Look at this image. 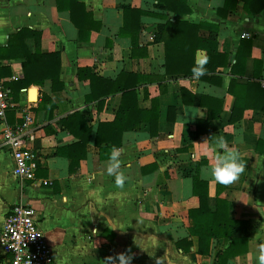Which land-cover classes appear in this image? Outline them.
Returning a JSON list of instances; mask_svg holds the SVG:
<instances>
[{"label": "crops", "instance_id": "crops-1", "mask_svg": "<svg viewBox=\"0 0 264 264\" xmlns=\"http://www.w3.org/2000/svg\"><path fill=\"white\" fill-rule=\"evenodd\" d=\"M58 1L0 0V77L15 104L7 123H22L23 106L32 105L35 140L29 146L38 163L35 180L14 174L15 161L3 144L5 124L0 121V235L11 208L26 204L36 211L57 264H122V254L130 264H214L217 252L225 251L229 242L217 239L211 243V254L199 252V237L190 233V212L200 207L198 192H205L195 181L198 178L207 184L212 213L226 205L231 218L247 224L239 234L248 235V252L226 264H258L264 248V10L248 14L241 0H188L191 14L170 12L173 20L218 27V50L233 64L238 53L244 55L238 74L221 67L209 74V80L202 75L166 74L165 45L155 42L159 25L167 22L162 16L141 17L136 48L131 36L124 35L127 9L168 14L157 7L158 0H75L85 11L71 0L62 3L67 9L59 10ZM132 23L137 31L136 19ZM22 29L40 37L26 34L14 39ZM210 35L209 28L200 30V37ZM11 39L20 49L17 54L10 50ZM37 50L60 55L62 89L54 91L51 79L42 86H21L25 54ZM206 61L207 52L198 50L196 64ZM125 74L149 77L137 88L138 104L150 110L158 99L160 120L156 134L142 123L115 148L120 152L119 173L125 177L121 187L115 174L107 171L111 150L101 158L95 137L100 123L115 120L122 94L109 95L104 102L87 101V96L99 84L91 76L113 81L122 77L119 82L125 83ZM246 82L257 87L246 91ZM182 89L189 93L184 99ZM45 95L56 105L53 112L41 107ZM194 100L203 101V106ZM75 112L93 132L88 157L77 172H71V160L60 149L79 141L62 122ZM218 112L209 131L203 124L197 126L198 120ZM234 113L243 115L238 122L231 121ZM198 129L204 131L201 136ZM221 141L237 150L245 165L229 185L202 175V169L222 153ZM3 260L0 245V264Z\"/></svg>", "mask_w": 264, "mask_h": 264}, {"label": "trees", "instance_id": "trees-1", "mask_svg": "<svg viewBox=\"0 0 264 264\" xmlns=\"http://www.w3.org/2000/svg\"><path fill=\"white\" fill-rule=\"evenodd\" d=\"M65 0L58 1L59 10H63ZM75 6H79L85 11V6L78 3L75 0H71ZM157 7L162 10L168 11V14L161 15L153 12H147L143 10H137L130 8L125 10V36H131L133 47L138 45L136 36L140 32L141 23L140 19L143 15L151 14L162 16L167 22L159 25V31L156 35L155 42L164 43L165 45V67L167 75L185 74L186 76L194 75L193 69L203 71L204 79L212 80L209 74L215 73L221 67H231L233 74H238V68L242 65L244 55L242 52L238 53L235 57L236 63L233 64L231 57L227 54L221 53L218 50V27L211 24L195 25L187 21L173 20L170 16V12L174 15H189L192 10L188 5V0H158ZM231 2L230 0H227ZM235 2L237 0H234ZM244 3V9L248 14H259L264 10V0H241ZM67 9L68 7H64ZM75 13L72 11V19H74ZM136 19L137 31L132 30L134 25L133 21ZM209 28L211 35L209 38H202L199 36L202 28ZM130 30V31H128ZM26 34L40 37V33L29 29H22L18 32V35L14 39L19 37L24 38ZM14 39H11L10 50H20L13 47ZM250 45V43H244ZM205 50L207 52V61L203 66H199L195 62L196 52L198 50ZM18 56V55H14ZM27 61L25 62V80L21 83V86L28 87L31 84H37L42 86L46 79L53 81L54 91L63 88L61 85V58L60 55L55 54H42L40 50H37L35 54H25ZM36 61V62H34ZM34 63V64H33ZM92 82L97 81V87L92 86V94L87 96V101L98 99V101H105L109 95L117 93L122 94V101L117 112V116L112 123H100L96 132L95 144L101 150V158L107 157L103 154L106 150L112 151L115 148H119L122 145L124 135L129 131L137 130L142 123H147L151 127L153 134H156V129L160 120V101L155 99L153 101V107L150 110L140 109L137 100V88L141 81L149 79L138 74H125V83H120L122 77L116 81L108 80L105 78H99L91 76ZM134 79V80H131ZM131 80L130 82H128ZM152 81V80H151ZM250 82V81H249ZM246 82L244 89L246 91L251 90L257 85H252ZM117 83V84H116ZM100 86L103 88L100 89ZM259 86V85H258ZM238 87V85H235ZM232 91V88H230ZM189 94L185 89H182V96ZM202 97V96H201ZM204 99V97H203ZM211 101V98H208ZM51 98L45 95L41 102L42 108H48L51 112L54 111L56 105L51 103ZM186 102V100H184ZM203 102V101H202ZM200 100H194V104L203 106ZM174 108H170V111ZM220 113L214 115L210 114L207 120H198L197 126H207L205 131H209V122L215 117H219ZM243 116V115H242ZM241 115L233 114L231 121L238 122ZM63 127L73 134L79 141L71 146L60 149L61 153H67V156L71 160V172H77L80 168L81 160L88 157V144L91 140L92 129L87 126L86 120L81 113L75 112L68 116L63 121ZM204 131L198 129L197 136H201ZM111 155V154H110ZM110 157V156H109ZM108 157V158H109ZM199 187H205V192H198L200 197V207L190 212V233L192 236L199 237L200 247L199 252L203 254H211L212 242L217 239H225L229 242V247L225 251H218L215 256L214 264H226L230 258L245 254L248 252V235L239 234V228L246 226L243 221H238L230 217L228 206L224 205L223 210L217 209L212 213L208 207V193L207 184L200 182L199 179H195ZM196 189V188H195ZM186 243H190L186 241Z\"/></svg>", "mask_w": 264, "mask_h": 264}, {"label": "built area", "instance_id": "built-area-1", "mask_svg": "<svg viewBox=\"0 0 264 264\" xmlns=\"http://www.w3.org/2000/svg\"><path fill=\"white\" fill-rule=\"evenodd\" d=\"M15 107L11 91L0 77V121L5 124L3 144L9 147L15 161L14 174L22 180H35L37 154L29 146L35 140L32 105L22 108L23 122L10 126L7 114ZM49 181H45L48 184ZM4 254L2 264H57L54 251L39 225L36 211L30 205L11 208L0 235Z\"/></svg>", "mask_w": 264, "mask_h": 264}, {"label": "clouds", "instance_id": "clouds-1", "mask_svg": "<svg viewBox=\"0 0 264 264\" xmlns=\"http://www.w3.org/2000/svg\"><path fill=\"white\" fill-rule=\"evenodd\" d=\"M194 76L199 77L203 75V71L193 69ZM127 136V134H125ZM219 147L222 153L216 157L214 163H210L207 167L202 169V175L205 179H211L219 184L229 185L236 181L244 172L245 165L241 161L240 153L237 150L226 147L224 142H219ZM120 152L114 149L109 157L108 174H115V183L117 186H123L125 177L119 173ZM119 260L122 264H130V258L125 255H120ZM258 264H264V248L261 249L258 256Z\"/></svg>", "mask_w": 264, "mask_h": 264}]
</instances>
